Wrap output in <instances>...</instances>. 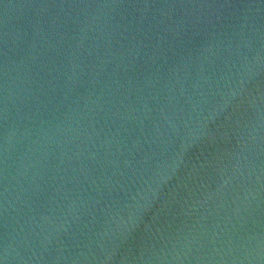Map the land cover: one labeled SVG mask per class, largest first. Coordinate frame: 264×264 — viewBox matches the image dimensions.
<instances>
[{
  "label": "water",
  "instance_id": "95a60500",
  "mask_svg": "<svg viewBox=\"0 0 264 264\" xmlns=\"http://www.w3.org/2000/svg\"><path fill=\"white\" fill-rule=\"evenodd\" d=\"M0 264H264V0H0Z\"/></svg>",
  "mask_w": 264,
  "mask_h": 264
}]
</instances>
